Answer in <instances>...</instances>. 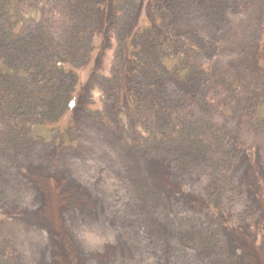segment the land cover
<instances>
[{
  "label": "rangeland",
  "instance_id": "rangeland-1",
  "mask_svg": "<svg viewBox=\"0 0 264 264\" xmlns=\"http://www.w3.org/2000/svg\"><path fill=\"white\" fill-rule=\"evenodd\" d=\"M25 1L21 13L10 0L0 6L7 17L0 34V108L5 111H0V132L6 140H0V240L8 243L5 256L13 259L0 264H264V125L248 123L244 115L264 91V0H182L179 7L166 0V8L185 13L181 36L193 41L185 49L173 38L164 44L166 53L184 51L183 65L197 63L190 56L196 53L204 74L191 82H183L180 74L170 76L157 100L145 98L148 82L179 69L178 61L167 59L158 71L149 53L139 61L143 41L156 29L152 24L160 0H100L104 6L95 2L94 19L77 18L66 0H50L46 21L34 8L41 0ZM132 12L147 19L148 30L133 35L128 54L135 67L128 78L138 84L141 103L157 104L146 118L132 116L128 104L109 93V85L123 80L122 45ZM21 21L23 29L11 30ZM89 26L96 32L87 41L82 36ZM55 52L82 71L75 85L81 89L80 109L69 114V79L62 92L55 69L49 70L53 83L33 77L41 91L30 95L27 85L33 82L23 77L34 61L53 62ZM210 63L243 78L245 87L236 100L214 86L213 94L222 97L216 103L220 107H203L199 101L193 115L183 101L193 91L203 93L215 79L207 73ZM161 102L172 109L163 110ZM110 109L113 120L107 121ZM157 111L166 125L157 123ZM7 112L34 123L71 121L81 142L45 140L31 129L10 133ZM192 117L206 119L214 129L203 128L201 136V123L193 128ZM166 127H175L173 135L163 134ZM143 128L151 132L145 135ZM215 129L224 135L220 138ZM191 130L198 131L196 138ZM128 136L143 137L141 152L133 141L125 146ZM207 239L205 248L198 244ZM222 245L230 250L225 260H219Z\"/></svg>",
  "mask_w": 264,
  "mask_h": 264
},
{
  "label": "trees",
  "instance_id": "trees-1",
  "mask_svg": "<svg viewBox=\"0 0 264 264\" xmlns=\"http://www.w3.org/2000/svg\"><path fill=\"white\" fill-rule=\"evenodd\" d=\"M5 0H0V6L3 5V3ZM53 1V0H52ZM68 1V6L72 9V12L74 13V15H76L77 18H91L94 19L92 17L97 15V10L99 9V7H96L95 2L98 1V5L102 8L104 6V2L100 1V0H66ZM25 0H10V6L14 7L15 9L18 8V12L21 13L23 10V6L25 5ZM29 2V1H28ZM50 0H41V4L39 7L34 6L35 9H39L40 13H41V20L46 21L48 19V16L45 17V9L47 6H49ZM166 0H160L158 2H156V14L158 18V20L152 24V28H156L153 31V35L151 36V38H145V42L143 44V46L140 47V51L144 52V55L142 56H138L139 57V61H143L146 58V55H151L153 57V63L155 65L156 68H158V71H162V66H160V63L162 60H167V59H172L174 62L178 61V65H179V69L176 68V73H172L171 70H166L165 73H162L163 75H161V77H157L156 79H151L150 82H148V89H146V94H150L149 96H145V98H149L151 97V99H158L160 98V89L164 84L168 85V78L171 76L174 79V74H180V76H183L182 78L186 81L183 80V82H191L193 79H195L197 76L201 75L203 73V70L200 68V65H202L201 63H203V61H200L195 59L196 58V53H192L190 54V56L192 55L193 60L194 61H198L197 63L195 62V64L192 65H183V64H179L180 58L181 56L184 54V51H180L178 54L173 50L171 51L169 54L166 53V49L164 48V44L166 42H172L171 40L173 38L179 40H182L184 43V48L186 49L187 47L190 49V46H193L192 44V40H187L185 41L184 38H182L181 33L183 31V27L181 24V20L183 19V16L185 15V13L181 12H177L176 8H174L173 11H171L169 8H166L165 4H166ZM176 2V6L179 7L178 2H182V0H175ZM245 2H247V0H245ZM93 5H90L92 4ZM89 4V5H88ZM85 6V7H84ZM175 6V7H176ZM27 8V7H26ZM165 8V9H164ZM216 9H219L218 7H214ZM164 9V10H162ZM160 11H162L163 15H160ZM221 11V10H220ZM219 11V12H220ZM172 12H174L172 14ZM215 15H216V11H212ZM51 14V13H50ZM218 14V12H217ZM51 16H54V13L51 14ZM129 21H130V27L128 28V33L126 34V40L123 43V49L124 53H123V64H122V71L119 72V74L121 76H123V80L121 81V83H114L109 85V93L112 95V99H115V101L119 100L121 104H128V106L131 109V115L132 113H137L140 114L141 116H145V118L147 117L148 114V109L152 108L153 105H157L154 104L155 102L152 100V102H146V103H141V98H143L142 96L140 97L137 93L138 91V84H136V82L134 81L131 82V78L129 80V76H130V72L133 73L134 71V63L131 59V57L128 55L131 51H133L134 49V40L133 37L136 36L139 31L143 30L147 31L148 27L146 24V20H144L143 16L141 15L140 12L136 13H131V15L128 17ZM162 19V20H161ZM7 17L5 16L4 13H0V34H1V29L2 28V24L7 23ZM82 23V22H81ZM92 24H98L97 21L93 20ZM26 23L24 21H21L20 23L18 22L16 24V27H12L11 30L13 31H20L21 29H23L25 27ZM177 26V27H176ZM102 31L105 29L101 28ZM130 29V31H129ZM105 31V30H104ZM96 32V28L94 26H89L86 28V32L84 33V35L82 36L84 38V40H91L94 37V34ZM157 33L162 34L161 37H159V35H157ZM134 35V36H133ZM154 37V38H153ZM152 42V43H151ZM147 43V44H146ZM187 43V44H186ZM138 49V47H137ZM188 49V50H189ZM139 51V52H140ZM148 51V52H147ZM187 52V51H186ZM56 54V58H52L53 62H46L44 59L45 57H42L43 55H41V57L43 58L41 60V65H37L36 61H34V63H31L30 65H28L26 68H24V74L23 77L25 79H30V84L33 85L29 86L27 85V87H29V91L30 95L36 94L39 91H41V87L37 84V82H35V78H38V80H40V82H44L46 79H51L49 81L50 84L53 83V77L49 76V70H54L55 69V78H56V83L57 85H59V90L63 92V90L66 87H69V83L71 82L72 85L70 86V90L69 92V101H70V111L68 112V114L73 110V112L75 110H79L80 108V98H81V89L77 88L75 85L77 84V81L79 79V77H82L81 74V69L78 67V65H75L74 63L70 64V65H66V63L63 61L62 58H59L58 55L61 54V52H55ZM132 54V53H131ZM143 54V53H142ZM189 54H187L188 56ZM195 56V57H194ZM201 62V63H200ZM76 63V62H75ZM177 66V65H176ZM42 69H41V68ZM161 68V69H159ZM69 70V71H68ZM206 73V70H205ZM207 73H211V75L213 77H215V79H211L207 89H205V91L203 93H197L193 91V93L191 92L189 94L190 100L186 98V100L183 101V106L187 105L189 109H191V111H193V115L196 114L197 109L195 107V105L197 103H199V101H201L202 106H207L210 107L212 109H215L217 107H220L219 104L216 105L217 102H221L220 99L222 98L221 95L218 94H213L214 86L216 87V90L218 93H220V91H218V87H220V89H222V91H228L232 93V97L233 98H237V96L243 91L244 87H245V81L242 78L241 81L235 76L234 72H232L231 70H225V68L223 67V65H217V64H209L207 67ZM204 74V73H203ZM51 75V74H50ZM74 76L73 79L70 76ZM32 78V79H31ZM117 78L116 76H114L112 79ZM138 80L139 78L136 77ZM68 79L70 82H68ZM39 82V81H38ZM67 89V88H66ZM2 90H0V93ZM194 95V96H193ZM234 95V96H233ZM191 96H193L194 98H191ZM239 97V96H238ZM234 99V100H235ZM255 99H257L248 110L244 111V115L246 120L248 121V123H251L257 127H261L264 125V91L262 93H259ZM8 99H6L5 101H7ZM124 102H121V101ZM193 100V101H192ZM237 100V99H236ZM192 101V102H191ZM118 102V101H117ZM116 102V103H117ZM7 103V102H6ZM152 103V104H151ZM169 103H171V105L173 104L170 100ZM162 105H160V107L166 111H170L172 109L171 106L168 105V102H161ZM175 105V104H174ZM173 105V106H174ZM233 105V104H232ZM216 107V108H215ZM110 108V107H109ZM178 107H176L175 109H177ZM1 110V114L5 113V111H2V108H0ZM100 108L98 109L99 112ZM178 111H182L181 109H178ZM232 113H235V108L232 107ZM7 114L10 115L9 119L11 120V131L10 133L13 132H18V135H21V133H27L26 130H30L34 131L33 134L34 136L38 137V138H42V139H48V140H53L56 142L57 141H63L65 142V140L69 139V138H73L74 141L76 143L81 142L79 135V130L77 129L76 125H72L71 121L66 123L67 121H59V122H36L34 123L33 120H25L24 117L22 116H18V115H12L11 113L7 112ZM158 114V118L159 120L157 121L158 124L161 125H166V119L165 116L162 115V113L160 111H157ZM66 116L63 115L62 118H64ZM133 116V115H132ZM151 115L148 118L150 124L152 123V119H151ZM106 120H113V114H112V110L110 109V112L108 111L106 114ZM77 119V116L75 115L73 117V121H75ZM191 119L189 118V121ZM154 122V121H153ZM155 123V122H154ZM201 123V129L199 128V132H201V130L203 128H207L212 131V126H210V124L208 123V121L206 119L200 120L198 121V119H194V117H192V120L190 121L191 126L196 127L197 125H199ZM172 126H176L177 124H171ZM151 128L154 129V125H150ZM193 127V128H194ZM166 129L168 130L167 133L165 134L163 132V134L166 136H171L173 135V129H175V127H166ZM143 130L145 131V135L147 133H150L147 131L146 128H143ZM216 131V134L220 135V138L223 134L221 135L220 131ZM157 133L159 131L153 130L152 133ZM209 132V131H208ZM130 133L128 132V135ZM191 136L192 137H197L198 136V131L194 130V132L191 130ZM201 136L203 135L202 132L200 133ZM16 135V134H15ZM144 135V136H145ZM150 135V134H148ZM13 137L12 135L10 136V138ZM151 137V136H150ZM66 138V139H65ZM146 138V136L144 137V139ZM154 140H156V142L159 143V139H156L155 137ZM12 139V138H11ZM143 137L136 139L135 138H130L129 136L125 139V146L130 148V144L131 141H133L134 146L138 147L139 152L142 151L143 146L145 147L144 143H143ZM236 139V138H235ZM0 140L2 142V138H1V132H0ZM182 141V138L180 139ZM230 141V138L229 140ZM6 142L3 141L2 143ZM24 143V142H23ZM185 144L187 146H190V142H185ZM228 144V142H227ZM25 145V144H24ZM145 149V148H144ZM241 149H244V145L241 146ZM131 150V149H130ZM133 152V151H132ZM138 152V151H137ZM136 153V152H135ZM232 156H235L234 151L232 152ZM231 153L229 152L228 156H231ZM238 153V152H237ZM227 154V153H226ZM224 163V162H223ZM222 163V164H223ZM198 243V242H197ZM206 243H208V239L207 242L205 240L203 241H199L198 244H200V246L203 247V244L205 245V247L207 246ZM8 243H6L5 241L0 240V261H11L13 262V259L11 257V255L9 256H5V253L9 250V245ZM223 247H219L218 250L220 253H222L223 256H221L219 258V260H225L227 259V254L230 253V250L227 249L226 246L222 245ZM203 247V248H205ZM225 251H227V254L224 253ZM218 252V253H219ZM229 256V255H228ZM230 264H232L229 261ZM223 264V263H222Z\"/></svg>",
  "mask_w": 264,
  "mask_h": 264
}]
</instances>
